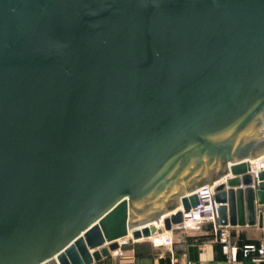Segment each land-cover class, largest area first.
I'll list each match as a JSON object with an SVG mask.
<instances>
[{
    "label": "water",
    "instance_id": "1",
    "mask_svg": "<svg viewBox=\"0 0 264 264\" xmlns=\"http://www.w3.org/2000/svg\"><path fill=\"white\" fill-rule=\"evenodd\" d=\"M262 155L264 0H0V264H95L227 175L217 223L262 226Z\"/></svg>",
    "mask_w": 264,
    "mask_h": 264
},
{
    "label": "crops",
    "instance_id": "2",
    "mask_svg": "<svg viewBox=\"0 0 264 264\" xmlns=\"http://www.w3.org/2000/svg\"><path fill=\"white\" fill-rule=\"evenodd\" d=\"M255 207L257 212L263 214L262 226L257 223L258 214L254 226H226L229 245L227 253L222 251L219 230H215L213 224L207 222L200 228L173 233L162 229L156 237L129 243L146 242L143 255L136 254L133 249L121 248L95 264H264L254 263L238 253L244 245L264 243V206ZM164 236L172 242L162 243Z\"/></svg>",
    "mask_w": 264,
    "mask_h": 264
},
{
    "label": "built area",
    "instance_id": "3",
    "mask_svg": "<svg viewBox=\"0 0 264 264\" xmlns=\"http://www.w3.org/2000/svg\"><path fill=\"white\" fill-rule=\"evenodd\" d=\"M247 174L251 176L252 184L250 186L251 189H254V184L259 183V173L264 172V155L254 158L253 160H249ZM230 175H227L222 181L216 182L211 186L206 185L196 191L198 195V204L191 208L188 213L182 211V221L176 226L172 227V230L168 233H173L176 231L187 230L192 228H200L204 223L213 224L215 230H219V240L222 243V251L223 253H227L229 250L228 239L226 226L221 227L217 223L218 213H217V205L214 202V189L219 184L225 183ZM167 232V231H166ZM172 241L167 239L164 236V240L162 243L170 244ZM241 255L245 258H249L252 262L256 263H264V243L260 245L248 244L244 245L241 249Z\"/></svg>",
    "mask_w": 264,
    "mask_h": 264
},
{
    "label": "trees",
    "instance_id": "4",
    "mask_svg": "<svg viewBox=\"0 0 264 264\" xmlns=\"http://www.w3.org/2000/svg\"><path fill=\"white\" fill-rule=\"evenodd\" d=\"M147 245V243H134V244H131L129 246H126L124 247V250H129V249H133V251L136 253V254H141L143 255L145 253V246ZM241 249L242 247L240 248V250L238 251L239 254H241Z\"/></svg>",
    "mask_w": 264,
    "mask_h": 264
},
{
    "label": "rangeland",
    "instance_id": "5",
    "mask_svg": "<svg viewBox=\"0 0 264 264\" xmlns=\"http://www.w3.org/2000/svg\"><path fill=\"white\" fill-rule=\"evenodd\" d=\"M162 229H163V228L161 227V228H160V231H162ZM160 231H159V233H160ZM126 240H127V239H123L122 241H123V242H126Z\"/></svg>",
    "mask_w": 264,
    "mask_h": 264
},
{
    "label": "bare ground",
    "instance_id": "6",
    "mask_svg": "<svg viewBox=\"0 0 264 264\" xmlns=\"http://www.w3.org/2000/svg\"><path fill=\"white\" fill-rule=\"evenodd\" d=\"M158 235V234H157ZM157 235H155V236H152V237H150L149 239H151V238H153V237H156Z\"/></svg>",
    "mask_w": 264,
    "mask_h": 264
}]
</instances>
